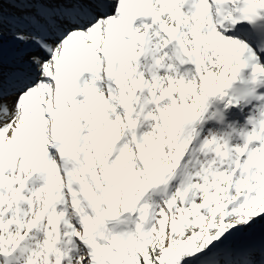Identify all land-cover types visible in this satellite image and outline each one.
I'll return each mask as SVG.
<instances>
[{
    "label": "snow or ice",
    "instance_id": "snow-or-ice-1",
    "mask_svg": "<svg viewBox=\"0 0 264 264\" xmlns=\"http://www.w3.org/2000/svg\"><path fill=\"white\" fill-rule=\"evenodd\" d=\"M0 264H264V0H0Z\"/></svg>",
    "mask_w": 264,
    "mask_h": 264
}]
</instances>
